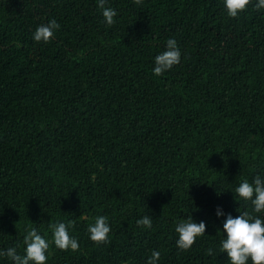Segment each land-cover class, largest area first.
Instances as JSON below:
<instances>
[{
	"label": "trees",
	"instance_id": "obj_1",
	"mask_svg": "<svg viewBox=\"0 0 264 264\" xmlns=\"http://www.w3.org/2000/svg\"><path fill=\"white\" fill-rule=\"evenodd\" d=\"M255 3L230 17L223 0H108L107 25L96 0H0V249L22 254L26 230L50 239L63 221L79 247L50 244L46 264H146L152 250L158 264H230L215 207L250 211L234 189L264 174ZM51 19L54 37L34 41ZM168 38L181 59L156 76ZM99 215L107 242L89 239ZM191 215L206 232L182 250L175 224Z\"/></svg>",
	"mask_w": 264,
	"mask_h": 264
},
{
	"label": "clouds",
	"instance_id": "obj_2",
	"mask_svg": "<svg viewBox=\"0 0 264 264\" xmlns=\"http://www.w3.org/2000/svg\"><path fill=\"white\" fill-rule=\"evenodd\" d=\"M251 0H223L227 15L238 16L239 12L245 10ZM98 9L107 25L114 23L117 11L111 6H106L108 0H96ZM140 4L142 0H134ZM256 10L264 9V0H256L254 4ZM60 28L55 19H51L47 24L38 25L32 33V39L36 42H49L54 37L56 30ZM181 51L175 38H168L165 50L159 52L154 57V67L152 72L159 76L170 70L173 65L180 62ZM238 198L251 205L250 211L239 212L233 216L226 213L221 205L215 207V216L220 218L224 238L219 241L220 253H226L230 264H264V174H255L251 181L242 179L234 189ZM236 201V200H235ZM137 225L143 228L152 227V219L149 215H144L136 221ZM207 222L205 220H195L192 215L188 219L180 220L175 224V232L178 234L176 245L179 249L188 250L194 241L205 234ZM51 238L38 232L36 228L26 230L23 236V253L17 251V246H10L0 249V257H7L12 264H46L50 244L61 250H77L78 239L70 233L71 223L57 221L51 224ZM111 227L109 218L99 215L87 226L89 239L94 242H107ZM215 249L208 248V255L214 254ZM160 252L152 250L147 258L146 264H158Z\"/></svg>",
	"mask_w": 264,
	"mask_h": 264
}]
</instances>
